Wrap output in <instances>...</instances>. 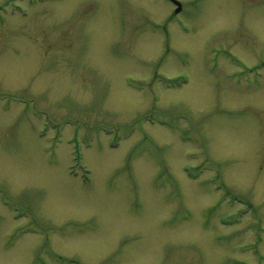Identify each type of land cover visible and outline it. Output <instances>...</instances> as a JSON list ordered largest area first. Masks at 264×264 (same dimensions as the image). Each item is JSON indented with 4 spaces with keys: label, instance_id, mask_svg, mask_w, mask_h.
I'll return each mask as SVG.
<instances>
[{
    "label": "rangeland",
    "instance_id": "rangeland-1",
    "mask_svg": "<svg viewBox=\"0 0 264 264\" xmlns=\"http://www.w3.org/2000/svg\"><path fill=\"white\" fill-rule=\"evenodd\" d=\"M178 1L0 0V264H264V0Z\"/></svg>",
    "mask_w": 264,
    "mask_h": 264
},
{
    "label": "water",
    "instance_id": "water-1",
    "mask_svg": "<svg viewBox=\"0 0 264 264\" xmlns=\"http://www.w3.org/2000/svg\"><path fill=\"white\" fill-rule=\"evenodd\" d=\"M176 2V1H175ZM176 3H178V2H176ZM179 4V3H178ZM180 9V8H179ZM179 9H178V11H179Z\"/></svg>",
    "mask_w": 264,
    "mask_h": 264
},
{
    "label": "flooded vegetation",
    "instance_id": "flooded-vegetation-1",
    "mask_svg": "<svg viewBox=\"0 0 264 264\" xmlns=\"http://www.w3.org/2000/svg\"><path fill=\"white\" fill-rule=\"evenodd\" d=\"M182 11V10H181Z\"/></svg>",
    "mask_w": 264,
    "mask_h": 264
}]
</instances>
